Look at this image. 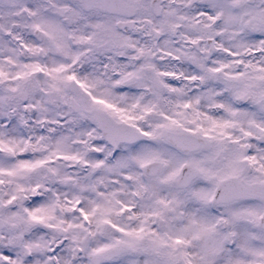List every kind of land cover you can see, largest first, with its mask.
Returning a JSON list of instances; mask_svg holds the SVG:
<instances>
[{"label":"snow or ice","instance_id":"obj_1","mask_svg":"<svg viewBox=\"0 0 264 264\" xmlns=\"http://www.w3.org/2000/svg\"><path fill=\"white\" fill-rule=\"evenodd\" d=\"M0 264H264V0H0Z\"/></svg>","mask_w":264,"mask_h":264}]
</instances>
